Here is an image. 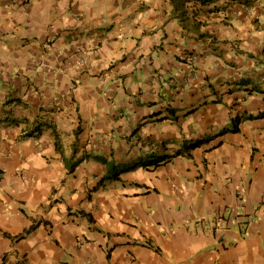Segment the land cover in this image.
Segmentation results:
<instances>
[{
    "label": "crops",
    "instance_id": "0c3cea01",
    "mask_svg": "<svg viewBox=\"0 0 264 264\" xmlns=\"http://www.w3.org/2000/svg\"><path fill=\"white\" fill-rule=\"evenodd\" d=\"M0 264H264V0H0Z\"/></svg>",
    "mask_w": 264,
    "mask_h": 264
},
{
    "label": "trees",
    "instance_id": "16d2710c",
    "mask_svg": "<svg viewBox=\"0 0 264 264\" xmlns=\"http://www.w3.org/2000/svg\"><path fill=\"white\" fill-rule=\"evenodd\" d=\"M215 1L216 0H184L185 3H189V4L192 3L194 6L197 4V5L201 6V7H203L205 5H208V4H210L212 2H215ZM233 131L235 132V131H237V129H235ZM32 134L33 135H37L36 133H32ZM199 146H200V144L199 143H196V144H192L191 146L186 147V149H185L186 150V153L188 151L190 152V151L198 148ZM187 155H189V154H187ZM109 179H117V178H116V176H112Z\"/></svg>",
    "mask_w": 264,
    "mask_h": 264
}]
</instances>
